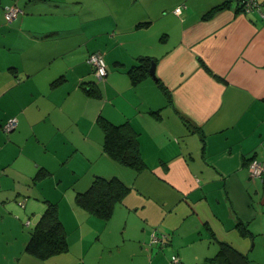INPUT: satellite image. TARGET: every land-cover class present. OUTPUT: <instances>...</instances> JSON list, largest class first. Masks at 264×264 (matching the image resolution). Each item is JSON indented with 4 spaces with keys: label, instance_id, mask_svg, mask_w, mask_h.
<instances>
[{
    "label": "crops",
    "instance_id": "1",
    "mask_svg": "<svg viewBox=\"0 0 264 264\" xmlns=\"http://www.w3.org/2000/svg\"><path fill=\"white\" fill-rule=\"evenodd\" d=\"M259 2L0 0V264H264ZM101 119L138 134L141 171L103 151ZM96 177L128 188L107 219L76 202ZM50 204L67 251L39 259L26 246Z\"/></svg>",
    "mask_w": 264,
    "mask_h": 264
},
{
    "label": "trees",
    "instance_id": "2",
    "mask_svg": "<svg viewBox=\"0 0 264 264\" xmlns=\"http://www.w3.org/2000/svg\"><path fill=\"white\" fill-rule=\"evenodd\" d=\"M6 12L7 10H5V14ZM148 71V66L145 63L133 68L130 75L133 81H137ZM99 127L103 132L102 149L115 163L136 172L144 168L138 148V134L128 124L113 125L101 119ZM127 191L128 188L118 178L96 177L86 192L77 195L76 202L88 214H95L107 219L111 215L114 204ZM26 251L39 259H47L67 251L66 235L54 205L50 204L47 207L33 228Z\"/></svg>",
    "mask_w": 264,
    "mask_h": 264
},
{
    "label": "built area",
    "instance_id": "3",
    "mask_svg": "<svg viewBox=\"0 0 264 264\" xmlns=\"http://www.w3.org/2000/svg\"><path fill=\"white\" fill-rule=\"evenodd\" d=\"M240 10L243 13H250L253 11H258L261 13V4L259 0H240ZM185 8V5L178 6L175 8L174 13L179 15L181 11ZM20 10L17 7H11L7 9L5 14V19L11 21L16 18ZM87 62L90 64L94 75L98 80H103L107 76V68L104 62L103 54L101 52L92 53L88 56ZM16 119L10 118L6 124L3 126L5 132H10L15 128ZM249 174L252 178H264V164L258 161L256 158L250 159L248 162ZM22 206V204H20ZM28 224V222H27ZM167 242V236L164 234H152L149 240V245L159 244L163 247ZM171 264H181L179 258L176 255H172L170 258Z\"/></svg>",
    "mask_w": 264,
    "mask_h": 264
},
{
    "label": "water",
    "instance_id": "4",
    "mask_svg": "<svg viewBox=\"0 0 264 264\" xmlns=\"http://www.w3.org/2000/svg\"><path fill=\"white\" fill-rule=\"evenodd\" d=\"M149 74L151 76H154V64H151L150 68H149Z\"/></svg>",
    "mask_w": 264,
    "mask_h": 264
}]
</instances>
